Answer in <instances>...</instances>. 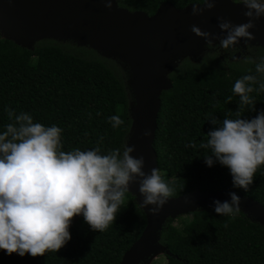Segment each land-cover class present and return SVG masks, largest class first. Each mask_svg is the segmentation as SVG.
I'll return each mask as SVG.
<instances>
[{"label":"trees","instance_id":"obj_1","mask_svg":"<svg viewBox=\"0 0 264 264\" xmlns=\"http://www.w3.org/2000/svg\"><path fill=\"white\" fill-rule=\"evenodd\" d=\"M163 1L177 8L193 2L117 0L121 7L149 15ZM262 58L260 45L238 43L225 50L217 43L198 58H183L168 74L172 85L160 94L153 148L162 178L175 188L174 196L229 189L264 205V165L245 192L233 186L226 166L218 161L208 166L205 156L211 155V149L199 147L206 143V133L219 126L211 123L212 116L220 121L237 118L235 81L251 74L257 77L254 89L264 82V74L255 71V63ZM127 78L121 64L87 46L45 38L26 48L0 35V132L12 122L7 114L11 108L17 115L31 114L34 122L60 127L65 152L95 149L101 136L102 154L117 148L122 152L131 126ZM249 95L253 103L241 112L244 119L264 110V91ZM112 115H120L124 124L113 128L108 121ZM193 142L195 148L187 147ZM185 215L187 220L183 215L166 219L159 240L166 249L164 259L150 264H264V224L241 210L227 216L217 214L214 207H203ZM145 224L144 212L128 192L107 230L93 231L83 215H77L69 228L71 240L58 252L32 257L8 255L0 249V264H119Z\"/></svg>","mask_w":264,"mask_h":264},{"label":"clouds","instance_id":"obj_2","mask_svg":"<svg viewBox=\"0 0 264 264\" xmlns=\"http://www.w3.org/2000/svg\"><path fill=\"white\" fill-rule=\"evenodd\" d=\"M102 2L110 9L116 0ZM218 2L193 0L192 15H202ZM232 2L246 7L244 15L248 22L233 24L221 16L218 27L225 34L215 36L195 24L191 26L195 35L206 40L207 47L213 46L214 39L225 50L236 46L241 38L246 43L255 39L249 29L264 15V0ZM245 60L253 62L250 58ZM255 71L264 74V58L255 63ZM256 83L257 77L251 74L235 81L232 91L239 96L237 118L220 121L212 116L211 123L219 126L207 132L206 143L199 145L211 149L205 163L211 167L218 161L226 166L233 186L245 192L257 169L264 165V110L252 119L241 118L244 107L253 103L249 94L264 91V82L259 89H254ZM7 114L12 122L0 132V249L8 255L38 257L49 251L58 252L71 240L69 228L77 215H83L93 231L107 230L115 222L134 182L139 184L143 197L137 205L143 209L152 205L149 211L154 216L175 194V188L164 181L158 168H152L150 173L144 171V157L132 155L135 145L125 146L122 152L117 148L102 154L101 136L95 149L65 152L60 127L34 122L31 114L17 115L11 108ZM108 121L113 128L124 124L120 115L109 116ZM143 135L149 136L151 131L145 130ZM196 146L194 142L187 145ZM229 195L230 201H214L217 214L234 216L240 211L241 197L236 192Z\"/></svg>","mask_w":264,"mask_h":264},{"label":"water","instance_id":"obj_3","mask_svg":"<svg viewBox=\"0 0 264 264\" xmlns=\"http://www.w3.org/2000/svg\"><path fill=\"white\" fill-rule=\"evenodd\" d=\"M193 4L182 8L168 1L159 4L149 15L141 10L130 11L113 3L109 9L102 0H0V35L15 44L32 48L45 38L69 41L92 48L111 58L127 71V87L131 102V126L125 146L135 145L133 156L144 157V171L158 168L153 140L156 130L160 94L171 87L168 74L185 57L198 58L206 50V40L190 29L193 24L213 35L225 34L219 27V17L233 24L248 22L243 4L220 0L202 15H192ZM249 29L255 39L250 44L264 48V15ZM214 44L219 40L214 39ZM213 44V45H214ZM239 44L246 45L245 38ZM145 130L151 135L144 136ZM229 189L193 190L169 198L160 214L154 216L148 205L141 208L146 224L139 237L123 253L119 264H149L158 253L166 251L160 243V232L167 218L189 214L203 207H214V201H230ZM129 193L142 202L139 184L132 183ZM241 197L240 210L251 220L264 224V205L248 196Z\"/></svg>","mask_w":264,"mask_h":264},{"label":"rangeland","instance_id":"obj_4","mask_svg":"<svg viewBox=\"0 0 264 264\" xmlns=\"http://www.w3.org/2000/svg\"><path fill=\"white\" fill-rule=\"evenodd\" d=\"M182 217H183L184 220H187V219H188V216H187V215H183ZM163 259H164L163 254H162V253H158L157 255H155V256L151 259L150 263H151L152 261H163ZM150 263H149V264H150Z\"/></svg>","mask_w":264,"mask_h":264}]
</instances>
